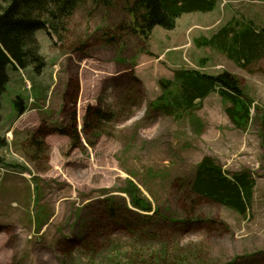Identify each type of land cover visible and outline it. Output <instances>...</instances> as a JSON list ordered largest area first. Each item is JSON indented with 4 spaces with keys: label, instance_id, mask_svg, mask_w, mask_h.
Segmentation results:
<instances>
[{
    "label": "rangeland",
    "instance_id": "1",
    "mask_svg": "<svg viewBox=\"0 0 264 264\" xmlns=\"http://www.w3.org/2000/svg\"><path fill=\"white\" fill-rule=\"evenodd\" d=\"M228 1L220 0L210 13L185 14L172 31L156 27L147 40L122 30L133 21L123 3L106 8L93 0L62 17L56 31L37 32L45 67L25 70L30 91L22 74L9 67L1 98L0 135L8 145L0 149V167L35 190H0V264H166L169 258L264 264V109L258 106L264 71L248 75L201 44L232 18L254 17L263 27L264 3ZM178 69L229 72L242 89L246 83L260 89H243L253 103L249 130L235 129L215 93L191 116L151 110L160 82L172 80ZM17 96L41 100L34 107H45L44 120L32 129L24 122L6 135L17 119ZM90 107L106 119L96 118ZM110 114L115 120H108ZM59 127L77 128L78 148L52 131ZM19 155L27 165L16 162ZM206 156L226 173H251L257 184L246 216L189 195L188 182ZM4 175L0 171V186ZM132 185L160 210L154 220L132 211L124 193ZM168 246L167 261L157 262Z\"/></svg>",
    "mask_w": 264,
    "mask_h": 264
},
{
    "label": "trees",
    "instance_id": "2",
    "mask_svg": "<svg viewBox=\"0 0 264 264\" xmlns=\"http://www.w3.org/2000/svg\"><path fill=\"white\" fill-rule=\"evenodd\" d=\"M88 0H0V123L1 98L10 81L8 68L14 70L33 68L39 72L45 67V59L40 52V43L37 32L44 30L56 31L60 20L66 14H71L78 5ZM103 7H114L117 3L125 5L124 12L133 17L130 24L123 23L121 27L125 32L139 35L143 39L150 38L156 27L172 31L176 28L177 20L184 14L212 12L219 0H93ZM264 1V0H258ZM59 20V24L56 23ZM201 44L226 54L239 67L245 59V65L249 60L264 56V28L257 30L252 22L230 21L222 27L210 39ZM161 94L150 105L151 110L160 112L173 118H179L185 114L191 116L201 109L202 102L212 93H217L223 104L224 112L233 126L247 132L252 121L253 103L242 89L239 78L229 72L218 75H209L199 70L178 69L173 73L172 80L160 82ZM18 115L24 113V100L17 96L13 101ZM127 102L125 105H128ZM101 119H106L98 108L90 107ZM113 114L108 115L109 121L115 120ZM71 140V149L74 150L82 143L80 133L76 129L61 127L52 130ZM42 133V128L39 134ZM33 141L35 138L32 139ZM264 143V137H262ZM6 139L0 135V149L7 147ZM34 145H39L35 140ZM194 178L188 182L190 196H197L221 204L241 216H246L252 207L253 192L256 181L247 170L226 173L222 167L211 157L206 156L195 170ZM130 197L131 206L147 215L150 220L159 216L160 210L153 209L148 200L141 198L138 188L133 185L130 190H124ZM114 210L113 207H110ZM115 213L111 211V214ZM119 217L118 215H116ZM120 219V218H119ZM138 225V223H136ZM141 226V224H139ZM168 247L161 248L159 254L162 257L157 262H166ZM171 256V255H170ZM156 258V257H154ZM166 264H189L188 258L171 259ZM138 263V261H137ZM154 263L151 264H155ZM129 264H136V260ZM148 264V263H145Z\"/></svg>",
    "mask_w": 264,
    "mask_h": 264
},
{
    "label": "crops",
    "instance_id": "3",
    "mask_svg": "<svg viewBox=\"0 0 264 264\" xmlns=\"http://www.w3.org/2000/svg\"><path fill=\"white\" fill-rule=\"evenodd\" d=\"M234 0H229L228 2H233ZM224 59H227L229 61V59L227 57H224ZM242 64H243V67L241 68L242 72L250 75V73H252L253 75H255L256 73H258V71H264V58H261L259 57L258 59H252V60H249L247 65H245V59H243L242 61ZM256 67V68H255ZM245 88V90L247 91H252V92H261L260 89H257L255 90L253 88V86L250 84V83H246L243 87V89ZM259 94V93H258ZM33 95V94H32ZM35 97V96H34ZM47 97V100H46V103L48 102L49 104V98L48 96ZM29 96L27 97V100H28ZM36 99V98H35ZM259 99L261 100L260 103L258 104V106L262 109H264V97L262 95H259ZM37 100V99H36ZM37 101H41V100H37ZM40 103H43L42 101ZM44 104V103H43ZM25 106H26V102H25ZM34 114V113H33ZM43 115H45V112H42V113H38V114H34L33 115V120H31L28 117H26L24 119V121L21 123L22 119H16L14 125H13V128H9L8 130H15V129H23V127L25 126L24 125V122H26L27 124V129H32V128H35L37 123H39L41 120H44L43 118ZM20 124V126H18ZM7 130V131H8ZM6 133V132H4ZM9 161H13V160H9ZM10 172V171H9ZM6 173L7 176H3L2 179H4L2 185L0 186V190H22L24 187V190H30L31 188L33 189V185L31 184V182H28V183H25L24 185H22L21 181L18 179V178H15V177H10L8 176L10 173ZM2 181V180H0Z\"/></svg>",
    "mask_w": 264,
    "mask_h": 264
}]
</instances>
